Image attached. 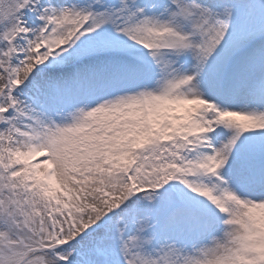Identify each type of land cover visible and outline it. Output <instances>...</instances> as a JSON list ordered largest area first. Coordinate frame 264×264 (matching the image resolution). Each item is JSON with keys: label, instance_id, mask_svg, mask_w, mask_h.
Here are the masks:
<instances>
[{"label": "snow or ice", "instance_id": "1", "mask_svg": "<svg viewBox=\"0 0 264 264\" xmlns=\"http://www.w3.org/2000/svg\"><path fill=\"white\" fill-rule=\"evenodd\" d=\"M0 264H264V0H0Z\"/></svg>", "mask_w": 264, "mask_h": 264}]
</instances>
